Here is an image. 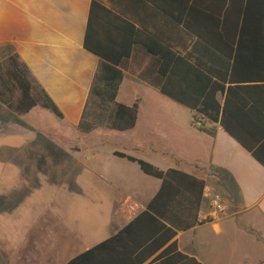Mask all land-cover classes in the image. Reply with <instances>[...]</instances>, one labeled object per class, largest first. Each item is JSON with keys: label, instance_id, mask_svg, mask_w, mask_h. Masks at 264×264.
Here are the masks:
<instances>
[{"label": "crops", "instance_id": "crops-1", "mask_svg": "<svg viewBox=\"0 0 264 264\" xmlns=\"http://www.w3.org/2000/svg\"><path fill=\"white\" fill-rule=\"evenodd\" d=\"M92 1L0 0V61L19 56L63 116L34 108L18 117L0 104V264H68L144 213L162 180L115 153L204 183L198 225L173 240L182 255L200 264H264V167L219 125L203 119L196 129V114L153 86L156 61L143 49L121 66L116 97L138 105L135 127L78 133L99 63L84 48ZM114 1L100 0L108 9L128 6ZM140 2L132 14L138 29L183 34L173 20L187 0ZM169 186L159 209L168 211L180 191L192 212L198 186L188 179ZM208 196L225 209L217 219Z\"/></svg>", "mask_w": 264, "mask_h": 264}, {"label": "trees", "instance_id": "trees-1", "mask_svg": "<svg viewBox=\"0 0 264 264\" xmlns=\"http://www.w3.org/2000/svg\"><path fill=\"white\" fill-rule=\"evenodd\" d=\"M122 1L128 6L114 10L92 1L84 48L99 63L78 133H122L135 127L138 105L119 104L116 97L124 77L121 66L140 47L156 61L153 86L162 95L194 112V123L205 119L219 125L264 167V0H187V9L173 20L183 34L174 38L138 29L132 14L140 0ZM0 104L18 117L41 108L63 118L17 55L0 61ZM115 156L162 180L161 189L125 229L68 264H200L178 252L173 240L198 225L204 183L121 153ZM180 179L198 186L194 210L186 207L189 202L179 191L168 201L169 210L161 211L171 181Z\"/></svg>", "mask_w": 264, "mask_h": 264}, {"label": "built area", "instance_id": "built-area-1", "mask_svg": "<svg viewBox=\"0 0 264 264\" xmlns=\"http://www.w3.org/2000/svg\"><path fill=\"white\" fill-rule=\"evenodd\" d=\"M194 127L196 129H201L202 128V124L200 122H196L194 123ZM209 199V207H210V215L209 217L213 218V219H217L219 214H224L225 209L222 207L221 203H220V199L216 196H208Z\"/></svg>", "mask_w": 264, "mask_h": 264}, {"label": "rangeland", "instance_id": "rangeland-1", "mask_svg": "<svg viewBox=\"0 0 264 264\" xmlns=\"http://www.w3.org/2000/svg\"><path fill=\"white\" fill-rule=\"evenodd\" d=\"M47 113H49V112H47Z\"/></svg>", "mask_w": 264, "mask_h": 264}]
</instances>
